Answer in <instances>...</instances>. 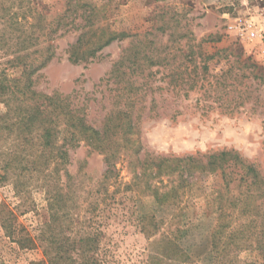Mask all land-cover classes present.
<instances>
[{
  "label": "rangeland",
  "instance_id": "rangeland-1",
  "mask_svg": "<svg viewBox=\"0 0 264 264\" xmlns=\"http://www.w3.org/2000/svg\"><path fill=\"white\" fill-rule=\"evenodd\" d=\"M67 1L80 11L84 2L102 8L105 19L100 25L127 36L80 64L68 61L67 50L81 29L62 36L58 31L49 42L42 37L29 53L51 44L54 56L34 75L36 90L68 98L99 130L105 115L124 105L115 95L121 87L116 84L118 63L124 80L131 79L140 89L133 110L141 149L137 154L119 153L115 176L103 183L104 156L81 143L68 152V176L58 179L47 171L30 173L22 160L24 143L4 133L0 264L55 263L50 254L45 256L51 239L44 235L53 212L56 221L47 233L56 235L55 245L69 257L83 247L88 263L172 264L162 255L169 238L188 258L175 261L178 264H221L213 260L212 236L219 223L227 227L218 232L227 236L237 223L247 221L249 214L242 215L231 198L242 199L245 189L237 190L232 183L226 190L219 171L196 173L176 205H160L150 195L126 191L124 185L132 183L138 173L134 165L146 154L204 156L223 149L237 151L264 176V41L259 33L264 0H0V45L7 42L0 47V71L20 74L21 67L8 64L19 54L15 37L34 24L35 29L46 24L55 28L67 15ZM135 56L132 73L130 60ZM41 57L35 53L30 59L37 63ZM5 110L0 98V114ZM16 156L20 163L14 161ZM217 192L226 199L222 210L213 202ZM53 195L56 206L51 211ZM61 195L68 198L63 210H57ZM85 238L90 240L86 246ZM229 259L231 264L263 262L252 248L233 252Z\"/></svg>",
  "mask_w": 264,
  "mask_h": 264
},
{
  "label": "trees",
  "instance_id": "trees-1",
  "mask_svg": "<svg viewBox=\"0 0 264 264\" xmlns=\"http://www.w3.org/2000/svg\"><path fill=\"white\" fill-rule=\"evenodd\" d=\"M67 5V15L59 18L55 28H49L46 24L35 29L34 24L28 32L15 37L16 52L19 54L9 60L8 64L14 68L21 67L22 70L16 76L7 74L5 70L0 71V98L6 104L5 112L0 114V138L5 133L8 136L14 135L13 140L24 143L26 157L24 156L22 160L26 162V168L30 173L39 175L47 171V175H56L58 179L62 175L68 176L66 166L69 164V150L76 149L83 143L89 152H97L104 156L107 168L102 181L106 183L116 174L114 167L119 153L137 154L141 149L137 134V118L133 110L137 100L135 93L140 89L134 86L131 79L124 80L125 74L120 71L117 63L115 74L117 73V78L120 79L116 84H121V87L115 95L118 99L117 103L123 102L124 105L123 107L117 105L110 110L105 115L99 130L88 123L83 111L71 106L68 98L61 97L57 93L48 95L36 90L34 75L54 56L51 44L42 50H33L29 53V48L37 45L42 37L45 42H49L58 31L61 32L59 36H62L73 29H81L76 42L67 50L68 61L71 64H80L94 60L101 49L127 36L124 32H114L107 26L100 25L105 19V11L102 8L84 2L80 6V11L76 5L72 6L71 2L67 1ZM78 18L79 23L76 24ZM6 45L7 42L0 47ZM35 53L42 56L41 61L37 63V59H30ZM137 62V56L134 60H130L132 73H135V68L132 70L131 67ZM13 158L14 161L21 162L19 156ZM134 168L138 169V173H134L132 183L124 185L126 191L132 190L139 194L150 195L160 205H176L190 187L189 178L196 173L219 171L223 176L226 190L232 183L237 190L245 189V193L240 192L242 199L233 196L231 198L236 201L232 203L236 204L238 211L242 215L249 214V218L247 221L237 223L235 230L227 236H222L218 232L223 227H227L225 224L220 226L219 223L218 230L212 236L213 260L221 264H231L230 259L227 261L231 253L252 248L258 251L259 257L263 259L260 264H264V176L237 151L223 149L204 156L184 157H159L146 154L143 160H138ZM120 185L122 184L119 183L118 186ZM58 198L61 203L57 205V210H63L68 197L65 196L63 199L61 195ZM225 201L221 192H217V196L213 199L217 210H222ZM54 202L53 195L49 202L51 211L56 206H53ZM54 214L51 213V224L46 226L44 232L47 241L51 239L49 241L51 247L45 248V256L50 254V259L55 262L53 264H60L61 261L64 263L67 260L71 264H92L88 263L89 259L86 260L84 252L87 250L83 247L79 253L69 257L68 252L62 251L55 245L56 235L47 233L53 229L52 223L56 221ZM82 240L84 246L90 241L86 238ZM165 241L163 257L177 264L178 262L175 261L181 263L188 259L175 241L169 238ZM157 264H169V262L158 260Z\"/></svg>",
  "mask_w": 264,
  "mask_h": 264
},
{
  "label": "built area",
  "instance_id": "built-area-1",
  "mask_svg": "<svg viewBox=\"0 0 264 264\" xmlns=\"http://www.w3.org/2000/svg\"><path fill=\"white\" fill-rule=\"evenodd\" d=\"M259 33L261 35L262 40L264 41V17L262 18L259 26Z\"/></svg>",
  "mask_w": 264,
  "mask_h": 264
}]
</instances>
